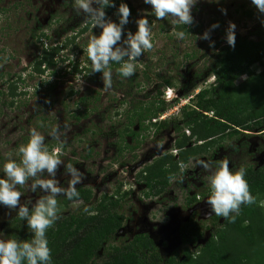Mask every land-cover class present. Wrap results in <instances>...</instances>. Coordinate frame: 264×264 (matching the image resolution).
<instances>
[{
  "label": "rangeland",
  "instance_id": "374dc122",
  "mask_svg": "<svg viewBox=\"0 0 264 264\" xmlns=\"http://www.w3.org/2000/svg\"><path fill=\"white\" fill-rule=\"evenodd\" d=\"M118 1L126 3L135 10V16L129 23L132 26L131 30L136 28L137 19L151 12V6L144 4L143 0ZM96 6L93 5V7ZM191 15L193 22L187 26L192 29V33L186 36L184 41L177 40L173 35L174 26L177 24H174L171 19L156 20L154 16L147 15L148 20H151L153 24L154 47L139 58V63L149 73L153 82H158L159 79L156 76H170L174 80L175 87L165 89L159 87L157 83L148 85L144 83L142 90L133 92V98L145 102L148 101L146 97H155L156 92H160L165 100L168 90L176 92L170 101L165 100V109L160 112L157 122L179 119L182 110L194 107L195 96L213 85L215 75L210 68L217 50L209 45L210 43H214V46L216 44L226 45V30L229 23L235 25V39L237 37L256 39L257 30L264 29V13H260L251 4V0H197L191 9ZM111 18L109 20L113 21L114 18ZM88 23H91L90 29L76 36L74 43L68 44L60 53V56L65 58L62 63L50 68L42 78L33 76V79H30L28 77V73L24 70L33 63L37 50L41 51V48L52 46L55 42L62 43L69 36L78 34L80 29ZM213 24L219 26L211 29ZM100 31L99 28H92L91 19L87 15L76 10L75 0H0V75L3 79L0 81V88L4 89L5 81L16 80L17 75L20 74L25 80L24 86H28L26 87L27 96L22 97V104L16 107H8L9 99L7 100L6 96L0 97V169L4 163V153L11 152L13 158L19 159L18 148L27 142L29 130L36 128L45 136V144L50 151L61 147L60 158L63 165L73 164L83 173L84 179L76 187L90 189L93 193L91 206L85 205L82 201L72 202L65 207L60 206L57 220L70 215L87 213L91 207L95 208L99 204L102 197L108 196L120 201L118 212L124 216L123 226L126 225V227L123 228L126 231L134 226L136 218L144 217L145 214L151 223L159 222L163 226L169 221L164 218L166 212L170 213L179 207L185 210L186 199L191 193L199 195L206 190L204 186H199V183L207 181L206 177L199 174L200 177L197 180L194 173H191L192 176L189 174L190 170L194 172L198 168L193 167L190 162L200 160L202 156L189 159L185 163L189 167L183 173L182 183L179 169L174 173L177 180L170 183L168 189L159 198L144 195L146 189L140 187V179L137 178V174L144 166H139L144 162H147L146 165L149 166L166 155L172 156V159H178L179 151L174 147V140L181 138L177 137L178 134L175 137L169 135L162 137L151 130L140 132L138 146L135 147L134 152L124 151L119 158L116 153L119 147H124L125 143L129 147H134L135 143L127 137L120 140L118 132H108V130L117 122L125 124L123 115L132 98L122 105L119 101L121 92L115 93L110 90L112 88L105 89L101 74L96 76L95 80L90 81L91 75L82 70L84 66L88 67L87 62H90L84 51L88 37L91 33L98 35ZM205 31H209L210 40L200 38ZM41 34L48 38L47 40L41 39L45 42L44 46L36 39ZM168 36L172 39H168ZM193 53L196 54L195 59L187 58ZM75 63L79 64L78 73L72 72ZM142 68L138 67L136 72L141 71ZM263 69L264 65L260 64L251 68L255 74L261 73ZM53 70L56 72L55 76H51ZM40 80H45V82L49 80V84L56 83L54 89L48 92L49 98L45 101L44 96L48 86L37 88ZM80 80L81 90L78 82ZM71 89L77 92L76 97L67 100L66 95ZM93 92L98 93L99 96ZM89 95L91 98L98 97V101L93 105H91V100L85 103L89 105L75 106L77 99L82 96L89 97ZM48 105L50 107L43 110ZM37 110L42 111L38 114ZM84 112L86 117L82 118ZM78 114L81 117L79 121L74 119V116ZM41 123L43 127H40ZM57 126L60 130L59 140L49 135L52 128ZM166 132H171V130ZM186 132L188 131L184 134L187 137L189 132ZM241 138V136L231 140L223 138L221 142L222 155L229 160L230 165L232 164L231 169H237V166L247 168L253 165L251 162L253 156L247 153V139ZM193 143L196 142L192 139L186 146ZM220 155L218 149L210 153V156H214L216 160L220 158ZM124 163L126 165H123ZM63 165L58 168L56 178L61 182L62 187H67L70 177ZM32 183L33 181L29 180L24 186H18V190L24 194L21 197V203L28 199L34 203L43 194L39 190L32 193L30 190ZM255 201L254 204L247 206L248 211L242 217L243 226L252 227V240L248 241L240 234L225 235L222 232L224 246L230 253H237L238 259L236 257L235 259L239 260V264H264V234H262L264 231V195L257 197ZM254 207L259 210L250 212L252 208L255 209ZM87 214L91 216L93 213ZM17 217L15 210H9L0 205V232H3L5 237H7L5 233L7 222ZM260 227H263L262 230ZM137 230H140V227H137ZM131 238L129 231L123 234L120 231L116 238L110 241V245L121 246L130 242ZM199 244L203 245V243ZM220 244L222 246L221 241L218 242L219 246ZM185 250H189L193 255L194 262H198L199 258L202 260L205 258L201 247L181 246L178 252L174 253L176 261L184 260ZM107 254V251L101 253L96 262L105 260L109 255ZM162 256L165 258V255ZM194 262L189 264H196Z\"/></svg>",
  "mask_w": 264,
  "mask_h": 264
},
{
  "label": "trees",
  "instance_id": "16d2710c",
  "mask_svg": "<svg viewBox=\"0 0 264 264\" xmlns=\"http://www.w3.org/2000/svg\"><path fill=\"white\" fill-rule=\"evenodd\" d=\"M114 7H106L104 9L106 19L113 17V22L118 23L117 8L122 3L118 0H112ZM130 9L128 24L124 26L125 32H135L131 30L130 23L135 16V10ZM112 19V18H111ZM153 27L152 21L149 20ZM91 23L85 24L78 34L69 36L62 43L55 42L52 46H45L41 51H36L35 59L31 66L24 71L28 73V77L33 79V76L39 78L44 77V74L54 68L58 63H62L65 58L60 56L65 47L71 42L74 43L76 36L86 33L90 29ZM174 31H185L188 37L192 33V29L187 25L177 24L174 26ZM189 34H188V33ZM40 37L34 36L37 41H41L44 46L45 42L41 39L48 38L41 34ZM168 39H172L168 36ZM126 37L122 35V40ZM214 48L217 52L214 55V61L210 71L214 73L215 80L212 86L200 91L195 96L194 107L189 110H182L179 119L173 121H156L159 119L160 112L165 109V100L160 92H156L155 97H146L148 101L133 98V92H139L142 87L150 83H157L159 87L172 89L175 87L174 80L170 76H156L158 82H153L151 76L146 72L145 68L136 72L130 78L120 77L116 69L119 64H112V89L115 93L121 92L120 103L125 105L128 99L132 98V102H128L124 112L125 124L117 122L113 124L108 132H118V137L123 140L124 137H129L134 141L135 146L129 147L126 143L124 147H119L117 155L121 158L124 151H133L138 146V138L140 132H173L182 133L181 139L176 142L175 149L179 151V159L174 162L172 156H162L155 160L149 166H145L141 172L137 174L140 183L145 185L147 197H155L166 191L169 186V175H173L179 170L178 164L186 163L191 155L199 153V149H186L187 143L194 139L195 142L213 139L218 136L231 139L237 137L241 132H264V69L261 73L255 74L251 68L254 65L263 64L264 60V29L257 30V38L251 39L246 37H237L234 47H230L227 43L224 46L216 44ZM60 57V58H59ZM187 58L193 60L196 54L188 55ZM88 67L84 66L82 70L91 75L90 81L95 80L96 76L101 73L91 72L90 62ZM81 67V66H80ZM72 72H79V64L75 63L72 67ZM24 75V74H23ZM55 70L51 76H55ZM102 75V74H101ZM25 77V76H24ZM139 78L141 79L139 81ZM0 75V81H2ZM242 80L241 82H238ZM49 80H40L38 87H47L44 101L49 98V91L54 89L56 83L49 84ZM25 80L22 75H17L16 80L10 79L5 81L6 87L0 88V97L6 96L9 99L8 107H16L22 101L21 98L27 96L28 91L24 86ZM109 90V91H110ZM76 93L71 89L65 99H73ZM92 94V91L90 92ZM95 93V92H93ZM99 96L98 93H95ZM82 96L75 101V106L80 107L81 104L88 103L92 100V104L98 101V97L91 98ZM145 99V100H146ZM18 101V102H17ZM122 101V102H121ZM22 104V103H21ZM89 105V104H85ZM52 106V104H50ZM46 106L43 110L50 107ZM42 110H37L38 114ZM86 111V110H85ZM82 115V118L86 117ZM80 114L74 116V119L79 121ZM118 116V114L116 115ZM121 116V115H120ZM40 121V120H39ZM156 121V122H154ZM191 133L186 137L184 132ZM90 155V154H88ZM123 165H126L125 163ZM247 183L251 194L254 197L264 195V167L253 171L249 169L246 174ZM79 198L68 200L66 197H58V207L68 206L72 202L82 201L85 205L91 206L93 193L90 189L77 187ZM120 201L114 200L113 197L104 196L99 201L95 208H90L87 213H93L88 216L87 213L80 215H70L60 218L46 232V237L49 242L48 246L51 250L52 264H189L194 262L193 255L189 250L184 251V260L176 261L170 258L163 261L155 251L153 242L147 236H137L132 241L124 243L121 246H112L110 241L116 238L117 233L122 228L124 216L119 214ZM256 209V207H254ZM250 212H256V210ZM263 227H260L262 230ZM223 234L234 233L245 236L250 241L252 240L253 230L250 226H243V219H235L234 221L226 219L222 225ZM222 232H218V241L213 242L214 237L205 247H201L204 251V260L199 258L196 264H239L238 255L229 252L224 246V237ZM5 233L7 238L17 239L18 241H26L32 238L31 230L27 227V221H22L19 217L7 222ZM264 234V231H262ZM191 235V237H190ZM198 232H191L186 235L183 243L195 245L199 238ZM222 242V246L218 242ZM224 247V248H222ZM108 252V257L102 262L97 263L99 255ZM222 251V252H221ZM235 253V252H233ZM236 257V259H235Z\"/></svg>",
  "mask_w": 264,
  "mask_h": 264
},
{
  "label": "clouds",
  "instance_id": "9594fccd",
  "mask_svg": "<svg viewBox=\"0 0 264 264\" xmlns=\"http://www.w3.org/2000/svg\"><path fill=\"white\" fill-rule=\"evenodd\" d=\"M143 3L151 6V12L136 20V31L133 33L124 31L130 16V9L126 3H120L117 8V23L106 19L104 11L106 7L115 6L112 0H75L76 10L91 19L92 28L101 29L98 35L93 33L89 35L84 51L90 61L91 72L102 74L105 89L112 87V64L120 65L116 72L123 78L132 77L138 67H143L139 63V58L154 47L152 26L147 15L154 16L156 20L171 19L174 24L185 27L193 22L191 9L197 0H143ZM94 4L97 6L93 7ZM251 4L260 13H264V0H251ZM218 26L213 24L211 29ZM234 30L235 25L229 23L226 30V42L230 47L235 45ZM122 35L126 37L123 40ZM173 35L180 41L186 39L185 31H174ZM200 38L210 40L209 31H205ZM209 46L214 47V43H210ZM78 82L81 90V80ZM168 91V96L165 94V100H171L176 94L174 90ZM43 126L41 123L40 127ZM49 135L59 140V126L52 128ZM61 154V147L49 150L45 144V136L36 128L29 130L27 142L18 148L19 159L13 158L11 152L4 153V163L0 169L2 172L0 205L9 210H15L20 220L27 221L32 238L21 242L7 238L3 232H0V264H52L46 232L58 219L60 209L57 198L60 196L68 200L79 198L76 186L84 179L83 173L73 164L63 165ZM190 163L193 167L203 168L209 173L206 180L210 195L205 202L211 214L234 221L242 205H251L256 202L245 178L247 174L245 167L230 169V162L227 159H221L214 168L211 163L204 160ZM61 165L70 177L67 187H62L61 182L56 178L57 170ZM188 167L189 165L185 163L179 165L181 183L183 173L188 170ZM29 180L33 181L30 187L31 192L36 193L39 190L43 194L34 203L31 199L21 203V197L24 194L18 190V186H24ZM168 180L169 183H173L177 177L174 174L169 175ZM85 211H87L86 208Z\"/></svg>",
  "mask_w": 264,
  "mask_h": 264
},
{
  "label": "flooded vegetation",
  "instance_id": "af4514ba",
  "mask_svg": "<svg viewBox=\"0 0 264 264\" xmlns=\"http://www.w3.org/2000/svg\"><path fill=\"white\" fill-rule=\"evenodd\" d=\"M154 133L157 135H161L162 137L167 136V135L175 137L176 134H178L177 137L181 138L180 133L173 132V130H171V132H154ZM190 135L191 133L189 132V135L187 137H189ZM239 136H241L243 139H247V144H248L247 153L253 156V159L251 160L253 165L247 167L246 168L247 171H249V169L253 171H257L263 168L264 167V140L262 138H264V132H241V135ZM225 139L227 138L225 137ZM231 139H234V137ZM177 141L178 139L174 140L175 145ZM193 141L195 142L194 139ZM221 142H222V136L220 135L213 139L201 141L199 143L196 142L193 144H189V146H186V148L183 150H186V149L193 150L196 148L199 149L198 150L199 153H197L196 155H191L189 159L202 156L200 160H204L208 163H211L214 168L215 164L218 163L221 159H226L224 158V155H222V147H221L222 143ZM216 149H218L219 152L221 153L220 158L218 160H216L214 156H210V153L212 151H215ZM178 159H179V156H178ZM178 159L176 160L174 159V162L175 161L177 162ZM189 159L187 160V162L189 161ZM195 161H198V160H195ZM146 163L147 162H144L139 167L144 166L145 168V166H147ZM179 165L180 164H178V167ZM229 167L231 169L232 164L231 165L229 164ZM236 168H239V167L237 166ZM196 169L197 170H195L194 172L193 171L191 172L190 170L189 174L191 175V173H194L197 180H199L198 177H200V175H203L204 177H207L209 175V173L206 172L203 168L198 167ZM246 180H248V178H246ZM188 181H191V180H188ZM193 182L194 180L192 179V183ZM204 182L205 183L203 182L199 183V186H204L206 190L199 195L191 193L190 196L187 197L186 199V203L184 205L185 210L184 208L182 209V207L181 208L179 207L176 210L175 209L172 210L170 213L169 212L165 213L164 218L169 220L165 225L161 226L159 222L151 223L147 219L146 214L144 217L136 218L135 222L133 223L134 226L133 227L131 226L129 230L127 229V231H129V233L132 235V238L129 241H132L137 236H144V235L147 236L153 242L156 253L163 261H166L170 258L175 259L174 253L178 252L177 250L181 246L182 247L184 246L193 247L196 245V247L198 246L205 247L207 243H209L213 237H214L213 242H215L217 240L216 236L218 232H222V225L224 224L226 219H224L223 217H218L210 213L209 206L205 202V200L210 195V188H209L208 183L206 184L207 181L204 180ZM196 184L198 185V183ZM140 187L145 188V185H143V183H140ZM146 193H147V189L144 195ZM162 194L155 196V197L150 196V198H159ZM256 198L257 196L255 197V199ZM247 206L248 205L241 206L240 213L238 216L235 217V219H242V217L248 211ZM146 212H149V210H146ZM123 227H126V225L125 226L122 225V228L119 230V232L121 231L122 234L127 232L126 229H124ZM137 227H140V230H137ZM119 232L117 233V235L119 234ZM191 232H194V233L198 232L200 237L197 239V242L195 245L193 244L185 245L183 243V240H185L186 235ZM199 243H203V245L200 246ZM162 255H165V258Z\"/></svg>",
  "mask_w": 264,
  "mask_h": 264
},
{
  "label": "built area",
  "instance_id": "2783aa9c",
  "mask_svg": "<svg viewBox=\"0 0 264 264\" xmlns=\"http://www.w3.org/2000/svg\"><path fill=\"white\" fill-rule=\"evenodd\" d=\"M168 93H169V91L166 93V96H168ZM186 133H188V132H186Z\"/></svg>",
  "mask_w": 264,
  "mask_h": 264
},
{
  "label": "bare ground",
  "instance_id": "6f19581e",
  "mask_svg": "<svg viewBox=\"0 0 264 264\" xmlns=\"http://www.w3.org/2000/svg\"><path fill=\"white\" fill-rule=\"evenodd\" d=\"M166 101L168 102V101H170V100L168 99V100H166Z\"/></svg>",
  "mask_w": 264,
  "mask_h": 264
}]
</instances>
